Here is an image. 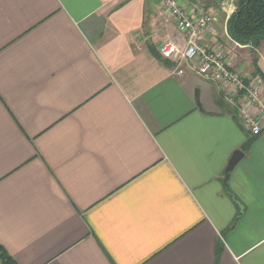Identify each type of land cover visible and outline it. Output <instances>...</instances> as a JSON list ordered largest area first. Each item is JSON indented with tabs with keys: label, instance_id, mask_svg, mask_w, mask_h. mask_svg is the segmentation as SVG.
<instances>
[{
	"label": "crops",
	"instance_id": "1",
	"mask_svg": "<svg viewBox=\"0 0 264 264\" xmlns=\"http://www.w3.org/2000/svg\"><path fill=\"white\" fill-rule=\"evenodd\" d=\"M187 9L212 10L204 43L261 80L264 43L228 36L235 0ZM167 39L185 43L160 0H0V246L16 264H264V131L227 85L175 75Z\"/></svg>",
	"mask_w": 264,
	"mask_h": 264
},
{
	"label": "built area",
	"instance_id": "2",
	"mask_svg": "<svg viewBox=\"0 0 264 264\" xmlns=\"http://www.w3.org/2000/svg\"><path fill=\"white\" fill-rule=\"evenodd\" d=\"M160 1L175 22L177 32L185 36L183 47L172 39L165 40L159 49L161 57L174 63V74L179 77L184 76V66H189L203 80L227 85L226 101L237 110L242 127L253 137L262 135L264 82L250 81L232 68L222 48H210L204 43L213 31V11L201 10L192 15L187 9L189 0Z\"/></svg>",
	"mask_w": 264,
	"mask_h": 264
},
{
	"label": "trees",
	"instance_id": "3",
	"mask_svg": "<svg viewBox=\"0 0 264 264\" xmlns=\"http://www.w3.org/2000/svg\"><path fill=\"white\" fill-rule=\"evenodd\" d=\"M235 2L236 10L227 23L228 36L241 46L258 50L264 43V0H235ZM159 56L171 67H175L172 62L163 59L160 54ZM257 76L264 82V76L258 70L253 74V77ZM249 147L248 143L247 148ZM0 264H16L1 246Z\"/></svg>",
	"mask_w": 264,
	"mask_h": 264
},
{
	"label": "water",
	"instance_id": "4",
	"mask_svg": "<svg viewBox=\"0 0 264 264\" xmlns=\"http://www.w3.org/2000/svg\"><path fill=\"white\" fill-rule=\"evenodd\" d=\"M243 157V155L239 152H237L233 158L231 159L228 168L226 170V178H225V186H227V182L230 178V174L233 171V169L235 168V166L237 165V163L240 161V159Z\"/></svg>",
	"mask_w": 264,
	"mask_h": 264
},
{
	"label": "rangeland",
	"instance_id": "5",
	"mask_svg": "<svg viewBox=\"0 0 264 264\" xmlns=\"http://www.w3.org/2000/svg\"><path fill=\"white\" fill-rule=\"evenodd\" d=\"M232 2H229V4H231Z\"/></svg>",
	"mask_w": 264,
	"mask_h": 264
}]
</instances>
